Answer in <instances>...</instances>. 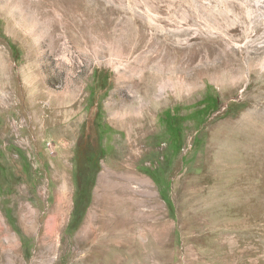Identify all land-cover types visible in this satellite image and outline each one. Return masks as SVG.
Returning <instances> with one entry per match:
<instances>
[{"label":"rangeland","instance_id":"374dc122","mask_svg":"<svg viewBox=\"0 0 264 264\" xmlns=\"http://www.w3.org/2000/svg\"><path fill=\"white\" fill-rule=\"evenodd\" d=\"M163 79L135 164L163 209L82 231L128 154L109 104ZM0 264H264V0H0Z\"/></svg>","mask_w":264,"mask_h":264},{"label":"bare ground","instance_id":"6f19581e","mask_svg":"<svg viewBox=\"0 0 264 264\" xmlns=\"http://www.w3.org/2000/svg\"><path fill=\"white\" fill-rule=\"evenodd\" d=\"M177 73H180V70L176 66L174 72H171L168 75ZM181 84L183 83H181L179 79L175 82L171 79H166L163 82L160 80L158 85H153L152 83V91L149 94V98H147L148 101L141 99L137 93L132 91L133 98L131 97L130 104L123 103L121 106V108L127 109L128 112L126 114L123 113L122 110H113L110 108L111 106L109 104V117L112 121H127V124H125L127 131L126 140L128 142V154L126 158L121 161H115V163L110 166L103 165V169L97 179L93 202L82 231L85 229L86 225H88L90 219H96V215L98 214L104 218L107 217L113 222H118L123 215H133L138 218L141 217L140 220L144 221L147 220L154 209H163L162 202L160 203V201H158V191L155 189L153 181L144 174L139 173L135 164L137 159L145 154V147L144 145L142 146L143 143H141L140 136L146 137L148 133L151 132L153 126V113L151 109L152 107L148 106L149 102H156L163 98L166 99L171 94L172 96H176L180 92V88H182ZM168 89L173 91L169 94L167 91ZM122 127H125V125ZM66 185L64 181L61 185L62 187L59 186L58 196L61 200L67 202L68 190ZM56 210L58 209L55 208L53 212H57ZM2 224L5 226V222ZM55 225L56 224H54V226ZM6 230H9V228H6ZM56 231L57 230H55V232ZM11 238V240L14 241V244L18 240H16L14 236ZM13 241L11 242L13 243Z\"/></svg>","mask_w":264,"mask_h":264},{"label":"flooded vegetation","instance_id":"af4514ba","mask_svg":"<svg viewBox=\"0 0 264 264\" xmlns=\"http://www.w3.org/2000/svg\"><path fill=\"white\" fill-rule=\"evenodd\" d=\"M168 115H170V118L174 121H176L177 119H180L179 114L177 111H175V109H173L172 111H169ZM173 128L175 129V131H177V133H179V128H180L179 125H175L173 126Z\"/></svg>","mask_w":264,"mask_h":264},{"label":"trees","instance_id":"16d2710c","mask_svg":"<svg viewBox=\"0 0 264 264\" xmlns=\"http://www.w3.org/2000/svg\"><path fill=\"white\" fill-rule=\"evenodd\" d=\"M179 146H180V143H179Z\"/></svg>","mask_w":264,"mask_h":264}]
</instances>
